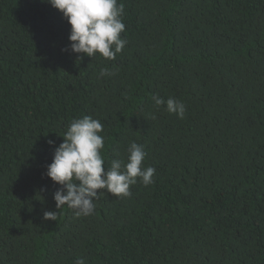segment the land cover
<instances>
[{"label": "trees", "instance_id": "trees-1", "mask_svg": "<svg viewBox=\"0 0 264 264\" xmlns=\"http://www.w3.org/2000/svg\"><path fill=\"white\" fill-rule=\"evenodd\" d=\"M117 2L127 44L109 60L71 52L46 0H0V264H264V0ZM84 115L105 168L134 141L156 172L77 216L45 172Z\"/></svg>", "mask_w": 264, "mask_h": 264}, {"label": "clouds", "instance_id": "clouds-1", "mask_svg": "<svg viewBox=\"0 0 264 264\" xmlns=\"http://www.w3.org/2000/svg\"><path fill=\"white\" fill-rule=\"evenodd\" d=\"M62 13L70 25L68 48L73 53L88 57L100 54L114 60L127 40L121 37L125 25L121 19L123 4L117 0H46ZM100 75H111L107 68ZM154 105L166 106V111L183 118L184 103L169 97L166 101L153 95ZM103 125L90 115L74 118L67 126L63 141L53 149L52 161L46 167L45 175L60 185L53 193L57 211L64 205L75 209L77 216H89L95 209L97 190H106L114 196H131L130 186L139 178L147 186L153 183L156 169L143 166L146 157L143 145L130 142L126 149V160L112 159L105 168L101 149L104 137L100 135ZM50 145L54 141L48 142ZM57 211H45L44 219L55 220ZM75 264H85L78 258Z\"/></svg>", "mask_w": 264, "mask_h": 264}]
</instances>
